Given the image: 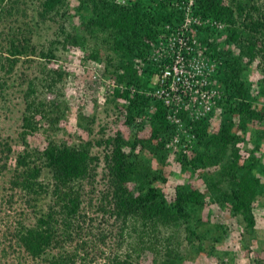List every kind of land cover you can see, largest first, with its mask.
<instances>
[{
	"label": "trees",
	"instance_id": "obj_1",
	"mask_svg": "<svg viewBox=\"0 0 264 264\" xmlns=\"http://www.w3.org/2000/svg\"><path fill=\"white\" fill-rule=\"evenodd\" d=\"M6 1L10 14L24 4ZM76 1L74 15L69 0L40 1L38 15L43 21L54 15L62 18L57 37L48 45L35 42L32 33H26L29 30L0 40V92L7 91L9 80L15 83L14 76L20 78L19 86L26 85L23 101H18L23 104L21 147L15 150L9 140L0 141V174L8 175L3 201L9 207L19 201L23 205L9 231L14 253L8 248L2 260L135 264L151 253L152 264H183L189 255L205 249L208 240L217 243L227 235L225 226L209 228L203 218L204 209L213 204L220 210L229 208L239 220L242 246L250 251L258 239L257 209L264 208V0H193L196 15L224 25L221 29L201 25L198 30L200 42L210 43L207 55L218 59L214 77L223 98L216 129L213 114L195 121L181 114L195 135L187 150L170 147L176 128L168 108L147 92L154 90L153 77L161 69L148 58V40L163 35L167 24L175 27L184 21L182 8L189 0ZM75 47L87 60L104 64L103 76L110 80L112 92L102 112L95 107L91 115L79 117L78 125L90 137L69 142L52 136L59 130L55 128L43 147L32 146L27 137L39 129L47 132L64 119L67 103L64 91L53 98L36 94L40 88L58 87L65 72L48 69L38 83L39 78L26 72L27 65L36 57L55 60L58 51ZM254 62L262 74L255 82L249 78ZM117 97L124 102H117ZM152 99L150 136L125 144L118 132L108 134V123L99 122V137H93L98 113L129 124L149 113ZM251 122L256 125L253 131ZM171 159L188 177L200 175L205 186L185 181L168 196L163 186ZM255 264L264 261L256 258Z\"/></svg>",
	"mask_w": 264,
	"mask_h": 264
},
{
	"label": "rangeland",
	"instance_id": "obj_2",
	"mask_svg": "<svg viewBox=\"0 0 264 264\" xmlns=\"http://www.w3.org/2000/svg\"><path fill=\"white\" fill-rule=\"evenodd\" d=\"M23 1L24 4L12 10L10 14L8 13L9 1L5 0L2 2L0 0V15L2 16L0 18V40L6 42L11 32L19 33L18 31L24 32L29 30L26 33L28 35L32 33L35 42L39 45H48L51 39L57 37L62 18L54 15L53 19L46 18V21H43L38 15L41 0ZM69 3L70 12L74 15L77 1L69 0ZM63 52L58 51V58L55 60L48 61L43 57H36L31 64L27 65L26 72L29 73V76L39 78V81L38 79L36 80L38 83H41L43 77L45 78L48 69H58L65 72L64 80L58 84V87L40 88L36 94L41 98H53L55 92L60 93L64 91L67 103V115L64 119L53 125L47 132L43 128L27 137L29 144L32 146L43 147L46 143L47 135L51 134L50 132H54L55 128L59 130L56 129V134H52V136L69 142H80L82 139L90 137L87 131L78 125L79 117L82 114L86 116L91 115L94 109H96L95 107H98V110L102 112L104 101L107 100V96L112 92L113 87L110 80L103 76V63H101V66L100 63L99 65H94V68L91 63L92 60L84 58V52L76 47L71 48L68 52ZM62 55L64 56L62 57ZM256 64L257 62H254L251 65L249 74L250 80L254 82L262 77ZM14 78H17L15 79V83L9 80L7 91L4 93L0 92V141L9 140L16 150L21 147L18 145L20 143L19 131L23 108V104H19L18 101H23V90L26 85L19 86L20 78L17 76H14ZM253 92H256V88L253 89ZM117 102L121 103L124 101L121 97H117ZM262 102V100H258V104L261 105ZM38 119H41V117L38 116ZM217 119H214V129H216L219 123ZM99 122L108 123L111 126L107 130L108 134L118 132L121 141L125 144L130 139L137 138L138 140H142L153 133L150 122L145 121V118H141L140 120V116L135 118L131 123L126 124L122 118L114 120L111 116L105 117L102 113H98L97 122L94 124L95 133L93 137L95 138L99 137L96 133ZM41 124H44V121H41ZM249 125L251 126V131L256 128L253 122L249 123ZM139 146L140 143L138 144V148ZM260 153L258 152V155L262 154ZM262 158L264 159L263 154ZM156 164L154 162V166ZM8 166H12L11 162L8 163ZM167 168L170 170V175L163 188L165 193L170 197L174 194L175 185L178 183L189 181L195 186H205L204 179L200 175L188 177L186 173L179 171V167L173 159H171L170 165ZM262 178L264 179V176ZM7 179L8 175L6 173L5 175L0 174V264L1 261L6 262L4 264H10V262L11 264H15L14 258L7 257L6 260H2V257L4 256V251L8 250V248L10 253H14L12 248L9 247L10 243H13V236L9 231H12L16 225L17 208L23 207V205L19 201L14 207H9L3 201L5 192L2 187L4 181ZM257 211L259 214L256 226L258 239L253 241L250 251H247L242 246L243 227L239 220L231 214L229 208L220 210L216 204L207 206L203 211V218L206 220L207 226L210 228L222 224L226 227L227 235L217 243L212 239L208 240L205 249L193 256L189 255L183 264H224L227 262H231L232 264H255L256 258L264 261V208H258ZM218 232H221V228H218ZM113 234H115L114 231ZM113 242L114 245L112 247L114 248L116 247L115 240ZM116 249L117 247L114 250ZM107 250L110 251L109 248ZM152 263V254L147 253L139 257L135 264Z\"/></svg>",
	"mask_w": 264,
	"mask_h": 264
},
{
	"label": "built area",
	"instance_id": "obj_3",
	"mask_svg": "<svg viewBox=\"0 0 264 264\" xmlns=\"http://www.w3.org/2000/svg\"><path fill=\"white\" fill-rule=\"evenodd\" d=\"M193 3V0H189L183 6L185 19L178 26L167 24L165 28L168 33L166 31L157 40H148V58L161 69L153 77L156 85L154 90H149L147 95L163 100L168 108V118L176 128L170 147L180 145L184 150L192 147L195 135L185 127L181 114L185 113L192 121L210 114L216 119L220 115V101L223 98V91L214 77L219 67L218 59L207 55L210 43L200 42L198 30L201 25H211L219 29L224 25L196 15ZM209 41H212L211 38ZM91 63L94 68V65H99L95 61ZM142 70L140 64V74ZM153 99L149 113L140 116V120L145 118V121L150 122L154 110Z\"/></svg>",
	"mask_w": 264,
	"mask_h": 264
}]
</instances>
